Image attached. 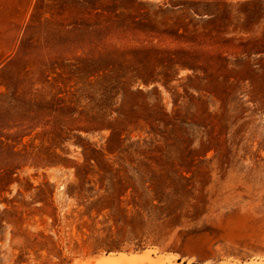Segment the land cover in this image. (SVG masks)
Masks as SVG:
<instances>
[{
    "label": "rangeland",
    "instance_id": "rangeland-1",
    "mask_svg": "<svg viewBox=\"0 0 264 264\" xmlns=\"http://www.w3.org/2000/svg\"><path fill=\"white\" fill-rule=\"evenodd\" d=\"M210 2L0 0V264H264V0Z\"/></svg>",
    "mask_w": 264,
    "mask_h": 264
},
{
    "label": "trees",
    "instance_id": "trees-1",
    "mask_svg": "<svg viewBox=\"0 0 264 264\" xmlns=\"http://www.w3.org/2000/svg\"><path fill=\"white\" fill-rule=\"evenodd\" d=\"M221 1L223 0H212V2L210 3H222ZM262 2V0H243V3H254V4H257V3H260Z\"/></svg>",
    "mask_w": 264,
    "mask_h": 264
},
{
    "label": "bare ground",
    "instance_id": "bare-ground-1",
    "mask_svg": "<svg viewBox=\"0 0 264 264\" xmlns=\"http://www.w3.org/2000/svg\"><path fill=\"white\" fill-rule=\"evenodd\" d=\"M148 256H149V255H148ZM109 258H110V257H109ZM119 258H120V261H121V262H122V261L124 262L125 259H126V257H123V256H122V254H121V257L119 256ZM121 258H123L124 260H123V259L121 260ZM129 258H130V257H128L127 259H129ZM159 258H160V257H159ZM112 259H113V258H112ZM127 259H126V261H127ZM148 260H149V259H148ZM106 261H107V260L105 259V261L103 260L102 262H106ZM114 261H118V260H114ZM114 261H112V262H114ZM120 261H119V262H120ZM107 262H108V261H107ZM155 262H156V261H155ZM163 262H164V261H163ZM152 263H153V262H152ZM153 264H154V263H153Z\"/></svg>",
    "mask_w": 264,
    "mask_h": 264
}]
</instances>
